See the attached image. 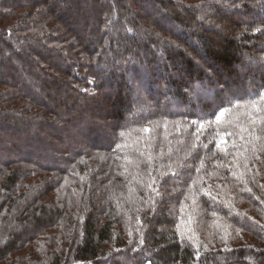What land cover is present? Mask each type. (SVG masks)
I'll list each match as a JSON object with an SVG mask.
<instances>
[{"label": "trees", "instance_id": "16d2710c", "mask_svg": "<svg viewBox=\"0 0 264 264\" xmlns=\"http://www.w3.org/2000/svg\"><path fill=\"white\" fill-rule=\"evenodd\" d=\"M79 1L0 0V264H264V0Z\"/></svg>", "mask_w": 264, "mask_h": 264}, {"label": "rangeland", "instance_id": "374dc122", "mask_svg": "<svg viewBox=\"0 0 264 264\" xmlns=\"http://www.w3.org/2000/svg\"><path fill=\"white\" fill-rule=\"evenodd\" d=\"M79 1V0H78ZM89 1L88 0H80L79 1V8H89ZM78 4V3H77ZM63 6L67 7V11L71 12V15L74 17L72 20L75 21L79 26L83 27V22L76 20L75 16H74V12L75 10H73V8L71 7V4H69L68 2H63L62 4ZM151 10V9H150ZM95 16L92 14V17ZM87 38L91 37V32L90 31H86V35ZM110 83V82H109ZM108 91H110V89H107ZM111 92V91H110ZM81 127L86 130V127L82 124ZM4 149H0V151H4L5 149L7 151L11 150V146L10 144L5 145V147H3ZM32 153H27L26 150H21L20 152H18L17 154L14 155V157H20L21 159L27 161L29 158L33 157L35 158L36 161H40L42 163H48V165H53L56 162L58 163L59 160L58 159H54L55 157H53L54 155H52V153H50L48 150H45V152L42 153L41 150H37V149H32ZM44 154V155H43ZM254 261V260H251Z\"/></svg>", "mask_w": 264, "mask_h": 264}, {"label": "built area", "instance_id": "2783aa9c", "mask_svg": "<svg viewBox=\"0 0 264 264\" xmlns=\"http://www.w3.org/2000/svg\"><path fill=\"white\" fill-rule=\"evenodd\" d=\"M247 264H262V263H259V262H257V261H251V260H249V261L247 262Z\"/></svg>", "mask_w": 264, "mask_h": 264}, {"label": "snow or ice", "instance_id": "6c2138e0", "mask_svg": "<svg viewBox=\"0 0 264 264\" xmlns=\"http://www.w3.org/2000/svg\"><path fill=\"white\" fill-rule=\"evenodd\" d=\"M220 115H223V113H221ZM217 119H219V117ZM193 123H195V122H193ZM200 127L203 128L204 126L203 125H200ZM145 131H149V130L148 129H145ZM120 135L123 136L124 133H120Z\"/></svg>", "mask_w": 264, "mask_h": 264}]
</instances>
